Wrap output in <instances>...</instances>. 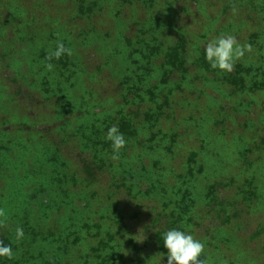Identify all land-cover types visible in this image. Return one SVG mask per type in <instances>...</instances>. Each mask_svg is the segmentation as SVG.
I'll use <instances>...</instances> for the list:
<instances>
[{
    "label": "rangeland",
    "instance_id": "obj_1",
    "mask_svg": "<svg viewBox=\"0 0 264 264\" xmlns=\"http://www.w3.org/2000/svg\"><path fill=\"white\" fill-rule=\"evenodd\" d=\"M226 35L231 73L204 52ZM0 211V264H167L174 228L264 264V0H0Z\"/></svg>",
    "mask_w": 264,
    "mask_h": 264
},
{
    "label": "clouds",
    "instance_id": "obj_2",
    "mask_svg": "<svg viewBox=\"0 0 264 264\" xmlns=\"http://www.w3.org/2000/svg\"><path fill=\"white\" fill-rule=\"evenodd\" d=\"M250 51V45L240 44L237 38L232 35L212 39L204 48L206 60L209 62L211 68L228 73L234 70L235 62L243 58L246 52ZM65 53L71 55V49L66 48L64 43L60 42L57 44L56 50L49 54L48 59L49 61L54 58L59 59ZM47 67L51 70L54 66L49 63ZM106 139L111 142L114 153L113 158H118L119 151L127 144L123 133L117 126H112L107 131ZM3 215V212L0 211V216ZM141 232L142 230L140 234ZM15 235L17 240L22 239L24 237L23 228L17 227ZM162 240L164 247L167 249V264H204V261L199 259L204 252V244L193 235L174 228L164 232ZM12 255V247L0 241V257L10 258Z\"/></svg>",
    "mask_w": 264,
    "mask_h": 264
},
{
    "label": "trees",
    "instance_id": "obj_3",
    "mask_svg": "<svg viewBox=\"0 0 264 264\" xmlns=\"http://www.w3.org/2000/svg\"><path fill=\"white\" fill-rule=\"evenodd\" d=\"M181 42L177 47L173 48V50L170 54V62L174 68L185 69V71H186V70H188L186 68V60H185L187 52H188L187 42L185 40H183ZM126 124H128V123H126ZM196 158H197V155L192 156L193 161H196ZM88 172H89V174L94 173V171L91 170L90 168H88ZM162 234H163V232H160L157 234V246H158V250L160 253L166 254L167 249L163 245Z\"/></svg>",
    "mask_w": 264,
    "mask_h": 264
}]
</instances>
